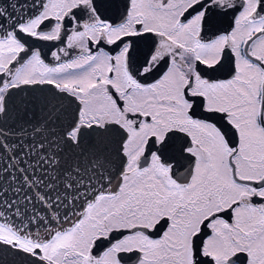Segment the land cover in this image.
Here are the masks:
<instances>
[{
  "label": "snow or ice",
  "instance_id": "obj_1",
  "mask_svg": "<svg viewBox=\"0 0 264 264\" xmlns=\"http://www.w3.org/2000/svg\"><path fill=\"white\" fill-rule=\"evenodd\" d=\"M0 264H264V0H0Z\"/></svg>",
  "mask_w": 264,
  "mask_h": 264
}]
</instances>
